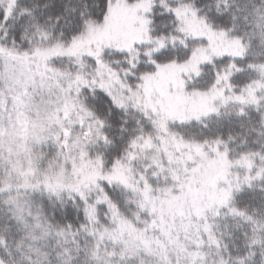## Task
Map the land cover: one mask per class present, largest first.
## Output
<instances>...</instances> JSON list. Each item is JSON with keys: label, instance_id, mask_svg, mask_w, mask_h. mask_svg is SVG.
I'll return each mask as SVG.
<instances>
[{"label": "snow or ice", "instance_id": "1", "mask_svg": "<svg viewBox=\"0 0 264 264\" xmlns=\"http://www.w3.org/2000/svg\"><path fill=\"white\" fill-rule=\"evenodd\" d=\"M0 264H264V0H0Z\"/></svg>", "mask_w": 264, "mask_h": 264}]
</instances>
